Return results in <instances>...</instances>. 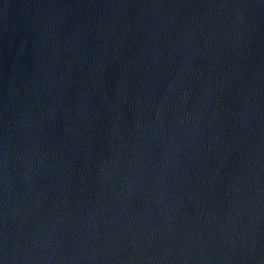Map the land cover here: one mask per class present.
Wrapping results in <instances>:
<instances>
[{"label": "water", "instance_id": "1", "mask_svg": "<svg viewBox=\"0 0 264 264\" xmlns=\"http://www.w3.org/2000/svg\"><path fill=\"white\" fill-rule=\"evenodd\" d=\"M0 264H264V0H0Z\"/></svg>", "mask_w": 264, "mask_h": 264}]
</instances>
